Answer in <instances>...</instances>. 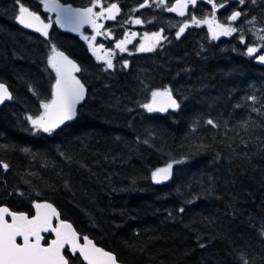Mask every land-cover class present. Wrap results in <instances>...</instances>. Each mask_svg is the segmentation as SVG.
<instances>
[{"label":"trees","instance_id":"trees-1","mask_svg":"<svg viewBox=\"0 0 264 264\" xmlns=\"http://www.w3.org/2000/svg\"><path fill=\"white\" fill-rule=\"evenodd\" d=\"M59 1L90 7L94 0ZM137 1L111 0L122 15ZM23 2L45 22L52 20L40 0ZM234 7L220 9L217 18ZM197 8L198 17L211 11L206 2ZM157 9H139L134 17L147 30L158 23L155 17L159 23L179 19ZM246 11L247 19L264 20L259 4ZM15 14L13 0H0V81L16 97L0 108V160L10 166L0 169V205L32 214L33 201L49 202L121 264H235L233 249L245 248L259 264L255 244L264 246L253 225L264 221V66L244 54L236 35L212 40L194 27L177 39L163 24L168 39L162 46L128 55L127 69L117 62L103 71L104 63L78 37L52 24L44 39L22 29ZM243 35L250 43L245 30ZM49 40L81 66L87 95L74 121L51 135H33L25 117L37 114L40 100L27 86H35L40 99L50 97L55 74L47 65ZM145 85L171 86L182 100L180 110L146 113L138 107L148 98ZM186 155L170 181L157 185L148 178L163 160ZM209 177L211 195L205 193ZM192 194L199 199L189 204ZM198 236L211 241L206 249L196 247Z\"/></svg>","mask_w":264,"mask_h":264},{"label":"snow or ice","instance_id":"snow-or-ice-1","mask_svg":"<svg viewBox=\"0 0 264 264\" xmlns=\"http://www.w3.org/2000/svg\"><path fill=\"white\" fill-rule=\"evenodd\" d=\"M202 2L211 5L210 13L198 17L195 12H189V6L195 9L198 3ZM232 3H235L236 7L232 9L231 13L222 20L218 19L216 13ZM40 4L46 11L56 12V23L62 27L67 26L69 31L78 32L84 24L92 27L94 35L83 36V39L88 41L89 49L96 60L104 63L103 71L114 70L115 50H119L121 53L128 51L126 45L132 43V39L137 35L135 32L125 30L123 38L115 39L111 28L102 31L104 25L97 21L101 19L115 21L121 12V8L116 2L108 3L105 6L101 0H94L92 6L86 8H73L72 5L64 6L58 0H40ZM258 4L264 9V0H175L174 3L171 0H142L138 7L133 8L132 11L135 12L154 5L164 11L177 13L181 17L188 16V19L178 26L177 39L190 26L201 27L206 25L212 40H218L220 37H231L235 34L240 43L245 45L246 52L244 54L260 64H264V35L257 37L261 41L260 44H250L245 40L243 28L236 24L242 17L245 18L242 22L254 24L256 17L247 19L246 8L248 5L256 6ZM13 6L16 13L14 16L16 23L23 28L33 29L46 39L49 38L48 29L52 27L51 23H46L37 11L30 10L23 0H13ZM97 7L100 10L94 11ZM144 22L139 17H130L125 19L121 26L129 23L141 25ZM163 32L164 30L160 29L150 34L144 33L137 51L153 52L157 47L162 46V42L168 39L167 36L163 35ZM259 32L264 33V28L259 29ZM98 36L114 39V48H105L103 43L95 44ZM49 47L50 55L47 57V65L55 74L50 97L40 99V94L35 86L31 84L27 86L28 90L40 100L39 107L43 110L35 115L29 114L25 117L28 124L31 125L30 129L26 128L25 130L31 131L33 135L39 133L51 135L66 122L72 121L77 115L76 106L84 99L86 93L85 85L76 75L82 71L81 66L59 50L50 40ZM128 67L129 62L124 61L122 68L127 69ZM145 90L148 92V98L142 103L138 102V107L146 113H167L169 110H180L182 100L171 86L151 88L145 85ZM15 99L10 86L0 81V105ZM247 99L253 104L257 102L255 95H250ZM252 110L260 111L258 108ZM205 123L213 128L219 126L213 119H207ZM137 140L140 142L139 137ZM142 143L147 144L148 140L146 139ZM23 151L29 152L30 150L23 149ZM189 158L186 155L182 159H171L165 162L163 166L151 170L148 178L154 184H164L173 178L174 166L184 163ZM9 167L7 162L0 160V169L7 172ZM209 182L210 186L205 190L207 195H211L214 191L211 187V177H209ZM18 194L24 195L22 192ZM197 199H199V194H192V198L187 203H194ZM32 208L34 212L29 214L28 212L12 210L8 206H0V264H73V259L80 261V264H120L115 254L98 247L88 236H81L71 223L61 218V213L51 203L33 201ZM184 211V207L178 209L179 213H184ZM253 230L264 246V221L259 225H253ZM43 234H54V238L45 241ZM18 238H20V242H18ZM210 243V240L205 243L202 237L196 238V247L199 249H206ZM233 253L235 264H257L255 254L248 251L247 248L240 251L233 249ZM262 253H264V247H262ZM201 264H204L203 260ZM224 264H228V262L225 261ZM259 264H264V254L261 255Z\"/></svg>","mask_w":264,"mask_h":264},{"label":"rangeland","instance_id":"rangeland-1","mask_svg":"<svg viewBox=\"0 0 264 264\" xmlns=\"http://www.w3.org/2000/svg\"><path fill=\"white\" fill-rule=\"evenodd\" d=\"M101 2L106 6L108 3H111V0L110 1L109 0H101ZM141 2H142V0L135 2L133 4V6H132V9L133 8H137L138 5ZM91 6H92V4H91ZM86 7H88V6H86ZM152 8L155 9L156 7L153 5ZM191 8L192 7H190L189 10ZM198 9L199 8L192 9L191 12H195L197 14L198 11H196V10H198ZM99 10H100L99 7H97V8L94 9V11H99ZM134 13L135 12H133L132 10L130 12H127V11L124 12L123 15L120 12V14H118L117 19L115 21L102 19V21L105 23V28L104 29L111 28L113 30V32H114L115 39H121V38H123V34H124L125 30H130V32L137 33V35L135 36V38L132 39V43L126 45V47L128 49V51H126L127 54L121 53V54L116 55V56L113 57V63H114V65H117L116 63L118 62V66L119 67H122V64H123L124 61H128L127 59H125L128 55H131V54H133L135 52H139V51H137V48L139 46V43L142 42L144 33H149L150 34L152 32H157L160 29L159 28L160 25L167 24L168 25L167 28L169 30H171V32H172V34H174V36H176V32L178 30V26L180 24H182L184 20L188 19V16H185L183 18H179L178 20L172 18V20L168 19L167 20L168 22L166 23L165 20H164V18H162L161 19L162 21L159 23L160 20L157 17H155L158 23H154L153 26L149 30H147L144 27L143 24H141V25H135V24L129 23V24H124L123 26H121L122 25V22L125 19H128L130 17L131 18H136V17H134ZM164 13H168V12L167 11H164ZM108 22H110V23L108 24ZM236 24L239 25L241 28H243V30H245V32L247 34L246 36H248V35L251 36V42H250V44H260L261 43V41L257 37H258V35H264V33H260L259 32V29L264 28V20H256L254 24H248L246 22H241V24H240V22L237 21ZM204 26L207 28L206 25H204ZM194 27H196V26H190L189 28L194 29ZM201 27H203V26H201ZM189 28H187V29H189ZM206 32L208 33V30L207 29H206ZM163 35H164V33H163ZM102 37H104V36H102ZM209 37L211 38L210 34H209ZM114 43H115V40L113 39L112 40L113 46H114ZM128 47H130V48H128ZM40 111H43V110L41 108H39L38 109V112H40ZM167 161H168V159L163 160V162H161V165L158 166V167L163 166L165 164V162H167ZM255 246H256V249L260 252L261 255L264 254V253H262V248L257 243L255 244ZM261 255L257 256L258 261H260Z\"/></svg>","mask_w":264,"mask_h":264},{"label":"water","instance_id":"water-1","mask_svg":"<svg viewBox=\"0 0 264 264\" xmlns=\"http://www.w3.org/2000/svg\"><path fill=\"white\" fill-rule=\"evenodd\" d=\"M58 2L61 4V5H64V6H67V5H71V4H69V3H66V4H63L62 2H60L59 0H58ZM174 3V2H173ZM72 7L73 8H86V7H78V6H73L72 5ZM191 6H189V8H190ZM43 11L45 12V13H48L50 16H53V19H52V23L53 24H55L56 25V27L58 28V29H60L62 32H64V33H68V34H70V35H72V36H78L81 40H84L83 39V34H82V31H83V29L84 28H89L90 30H93L92 29V27L90 26V25H88V24H84L81 28H80V30L78 31V32H73V31H69L68 30V27L67 26H65V27H62L60 24H57L56 23V19H57V13L56 12H53V11H46L45 9H44V7H43ZM172 14H175V15H177V16H179L177 13H172ZM179 17H181V16H179ZM46 23H51V21H49V22H46ZM101 24H103V23H101ZM104 25V24H103ZM20 26V25H19ZM20 27H22V26H20ZM23 28V27H22ZM24 30H26V31H31V32H34V33H36L37 35H39V36H41L42 38H44V39H46L45 37H43L40 33H37V32H35L33 29H26V28H23ZM50 31V28L48 29V32ZM94 31V30H93ZM48 39V38H47ZM76 62V61H75ZM255 62H256V64L257 65H261V66H264V64H260L259 62H257L256 60H255ZM77 63V62H76ZM78 64V63H77ZM80 73V72H79ZM79 73H76V75H77V77L79 78ZM80 79V78H79ZM82 82V81H81ZM83 83V82H82ZM85 89H86V86H85ZM86 95H87V90H86V93H85V97H84V99L82 100V101H80V103L79 104H77V106H76V111H77V109H78V107L85 101V98H86ZM8 102H10V101H8ZM7 103V102H6ZM5 105V104H4ZM3 105H0V108L2 107ZM169 111H172V110H169ZM76 118V116L74 117V119ZM74 119L72 120V121H74ZM72 121H68V122H66V124H68V123H70V122H72ZM63 126V125H62ZM49 203V202H48ZM58 211V210H57ZM68 223H70V222H68ZM74 228V227H73ZM43 235H45V234H43ZM54 236V235H53ZM18 240H20V238H18ZM121 264V263H120Z\"/></svg>","mask_w":264,"mask_h":264},{"label":"flooded vegetation","instance_id":"flooded-vegetation-1","mask_svg":"<svg viewBox=\"0 0 264 264\" xmlns=\"http://www.w3.org/2000/svg\"><path fill=\"white\" fill-rule=\"evenodd\" d=\"M174 0H171V2H173ZM199 4V3H198ZM149 9H153L152 7H150ZM158 9L157 8H155V9H153V12L155 11H157ZM152 12V13H153ZM173 15V14H172ZM179 18H181V17H179ZM98 23H101V22H103L102 21V19L101 20H98L97 21ZM104 23V22H103ZM201 28H204L205 30L207 29L205 26H203V27H201ZM105 29H103L102 31H104ZM82 34L84 35V36H91V35H94V31L93 30H90L89 28H84L83 29V31H82ZM76 37H78V36H76ZM79 38V37H78ZM80 39V38H79ZM81 40V39H80ZM112 40L113 39H109V38H105V37H102V36H98L97 37V39H96V41H95V44H100V43H103L104 45H105V48H114V46H113V44H112ZM81 41H83V42H85L86 43V45H87V47L89 48V46H88V41H86V40H81ZM128 48H130V47H128ZM89 51H90V53H91V55L95 58V56L92 54V51L89 49ZM116 51V55H119V54H121V52H119V50H115ZM123 54H127V52H123ZM130 54V53H129ZM115 55V56H116ZM96 59V58H95ZM99 62H101V63H103L102 61H99ZM80 80H81V78H80ZM82 81V80H81ZM83 82V81H82ZM84 84V83H83ZM85 85V84H84Z\"/></svg>","mask_w":264,"mask_h":264}]
</instances>
